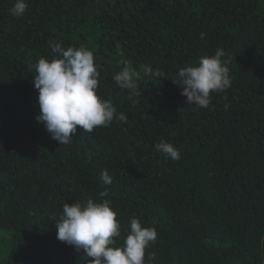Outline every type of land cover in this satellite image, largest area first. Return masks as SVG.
Instances as JSON below:
<instances>
[{
    "label": "trees",
    "instance_id": "1",
    "mask_svg": "<svg viewBox=\"0 0 264 264\" xmlns=\"http://www.w3.org/2000/svg\"><path fill=\"white\" fill-rule=\"evenodd\" d=\"M14 2L0 0V264H89L56 238L63 204L88 199L110 200L114 246L132 216L156 229L144 264H264V0H27L20 17ZM57 42L93 52L98 95L127 122L52 139L33 65ZM217 50L231 87L188 105L176 72ZM125 63L137 95L113 80ZM161 140L181 159L157 152Z\"/></svg>",
    "mask_w": 264,
    "mask_h": 264
},
{
    "label": "clouds",
    "instance_id": "2",
    "mask_svg": "<svg viewBox=\"0 0 264 264\" xmlns=\"http://www.w3.org/2000/svg\"><path fill=\"white\" fill-rule=\"evenodd\" d=\"M28 7L27 0H15L10 12L22 16ZM205 38V33L200 34ZM54 58L40 57L33 65L35 69L34 87L38 91L40 112L36 119L61 145L73 142V134L79 126L91 133L97 127H106L114 119L127 122V116L118 112L110 100L98 95L100 73L96 67L94 54L84 46L63 47L59 42L51 45ZM222 50L212 56H202L198 63L180 67L173 83L181 87V95L188 105L208 108L213 92H224L231 87L230 69L221 60ZM144 73L153 77H168L161 69L145 66ZM140 73L130 65L113 76L118 87L131 95H137ZM227 108L228 105H225ZM154 149L165 158L178 161L181 154L173 143L161 140ZM104 184H111L107 171L101 173ZM109 195L107 190L98 196ZM121 225L108 199L95 202L64 203L62 214L56 222V238L83 250L89 264H144L145 250L157 239L154 227L142 226L140 220L132 216L122 246H114L121 236Z\"/></svg>",
    "mask_w": 264,
    "mask_h": 264
}]
</instances>
